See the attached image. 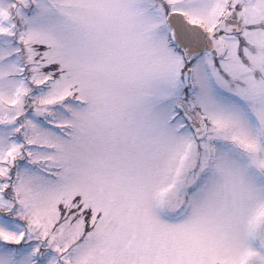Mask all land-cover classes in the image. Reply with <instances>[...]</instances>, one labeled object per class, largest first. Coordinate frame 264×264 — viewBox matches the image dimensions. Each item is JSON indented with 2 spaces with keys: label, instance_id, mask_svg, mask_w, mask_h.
Wrapping results in <instances>:
<instances>
[{
  "label": "snow or ice",
  "instance_id": "obj_1",
  "mask_svg": "<svg viewBox=\"0 0 264 264\" xmlns=\"http://www.w3.org/2000/svg\"><path fill=\"white\" fill-rule=\"evenodd\" d=\"M0 264H264V0H0Z\"/></svg>",
  "mask_w": 264,
  "mask_h": 264
}]
</instances>
